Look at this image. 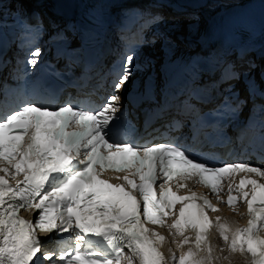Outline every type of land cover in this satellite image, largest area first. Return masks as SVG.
<instances>
[{
  "label": "snow or ice",
  "instance_id": "6c2138e0",
  "mask_svg": "<svg viewBox=\"0 0 264 264\" xmlns=\"http://www.w3.org/2000/svg\"><path fill=\"white\" fill-rule=\"evenodd\" d=\"M41 54L32 51L26 63L36 66ZM133 61L129 54L113 89L130 80ZM120 99L107 97L99 110L27 101L0 116V264H52L57 253L42 248L38 232L74 234L59 264H215L237 253L246 264H264V167L211 166L171 143L116 140ZM222 203L247 222L210 216ZM22 210L38 214L25 218ZM213 231L228 255H214ZM166 243L179 255L171 247L166 255Z\"/></svg>",
  "mask_w": 264,
  "mask_h": 264
},
{
  "label": "bare ground",
  "instance_id": "6f19581e",
  "mask_svg": "<svg viewBox=\"0 0 264 264\" xmlns=\"http://www.w3.org/2000/svg\"><path fill=\"white\" fill-rule=\"evenodd\" d=\"M45 0H8L9 5L14 7L16 5H20L21 8L28 10L31 6L38 7L39 2ZM47 1V0H46ZM45 1V2H46ZM46 10L48 14H50L48 9V4L43 8ZM232 11V13L240 14L245 12L246 15L243 16V20L245 23L252 21V25L254 27L253 36L250 38L249 43L257 44L259 43L260 54L258 57H255L254 61L258 63L260 66L264 64V0H206L203 6L200 9L193 10L190 7H187L182 12L173 11L170 9L163 10L165 13L166 19H169V25L161 28V33L163 34V38L156 44V48L158 50V58H157V66L155 67L154 72L158 75L156 78L157 81L155 85L160 81L163 73L165 72L164 66L166 63L176 62L190 53H194L195 50H199L198 48L201 45V37L202 33L198 36L200 31L204 29L206 21L208 18H216L220 14ZM177 32V34H174ZM198 36L197 42L191 39V36ZM262 56V57H260ZM251 69L250 71H246L244 74L245 79H249L250 76L256 72ZM242 78L237 81L236 85L239 90L242 89ZM239 212H244V208H238ZM215 215H220L230 222H235L237 224H243L244 219L241 218L242 215L238 213H234L229 209L222 208L219 213H215ZM165 235H167L166 229H160ZM171 240V237H169ZM209 240L211 241L215 251V254H219L220 256L228 255L227 247H225L224 252L220 253L217 248L222 242L220 241L218 235L213 231L209 235ZM171 247L173 251H177L175 245L170 243H166L162 248V251L167 255L168 248ZM187 247V246H186ZM186 250V248H185ZM180 253V249H178V254ZM229 264H246L244 257L240 256L238 253L231 256L230 260H227ZM215 264H222V259L220 261L215 262Z\"/></svg>",
  "mask_w": 264,
  "mask_h": 264
},
{
  "label": "rangeland",
  "instance_id": "374dc122",
  "mask_svg": "<svg viewBox=\"0 0 264 264\" xmlns=\"http://www.w3.org/2000/svg\"><path fill=\"white\" fill-rule=\"evenodd\" d=\"M174 34H177V32H174ZM222 264H229V262L227 260L222 259Z\"/></svg>",
  "mask_w": 264,
  "mask_h": 264
}]
</instances>
